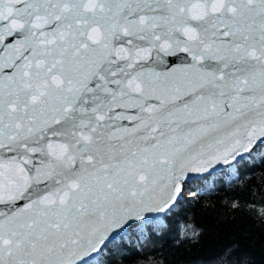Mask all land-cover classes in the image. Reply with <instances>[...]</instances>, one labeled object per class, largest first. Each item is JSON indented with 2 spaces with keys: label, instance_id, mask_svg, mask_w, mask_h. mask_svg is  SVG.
Instances as JSON below:
<instances>
[{
  "label": "snow or ice",
  "instance_id": "obj_1",
  "mask_svg": "<svg viewBox=\"0 0 264 264\" xmlns=\"http://www.w3.org/2000/svg\"><path fill=\"white\" fill-rule=\"evenodd\" d=\"M0 264H264V0H0Z\"/></svg>",
  "mask_w": 264,
  "mask_h": 264
}]
</instances>
